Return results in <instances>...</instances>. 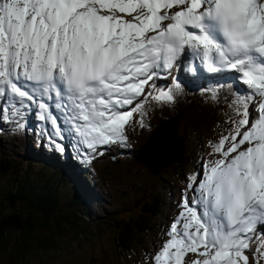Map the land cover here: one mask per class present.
Here are the masks:
<instances>
[{
  "label": "snow or ice",
  "instance_id": "snow-or-ice-1",
  "mask_svg": "<svg viewBox=\"0 0 264 264\" xmlns=\"http://www.w3.org/2000/svg\"><path fill=\"white\" fill-rule=\"evenodd\" d=\"M189 53L210 73H235L248 92L236 90L239 118L213 145L219 158L203 180L194 178L198 188L189 185L194 198H183L170 239L150 259L187 264L196 253L203 259L192 264H249L252 234L264 241V0H0V97L37 104L63 139L47 102L54 100L93 153L126 142L129 118L142 115L137 97L175 101L172 88H145L155 90L150 82L182 68ZM256 95L262 101L253 117ZM49 140L65 151L52 134ZM257 253L264 257V243Z\"/></svg>",
  "mask_w": 264,
  "mask_h": 264
},
{
  "label": "rangeland",
  "instance_id": "rangeland-1",
  "mask_svg": "<svg viewBox=\"0 0 264 264\" xmlns=\"http://www.w3.org/2000/svg\"><path fill=\"white\" fill-rule=\"evenodd\" d=\"M172 11L175 10L173 9ZM117 15L130 18L125 13L117 12ZM219 75H235L233 79L237 82L236 74L217 72L212 74L213 79L210 82L202 81V85L206 86L210 83L216 85L217 82L214 81V78H218ZM174 78L178 79L176 77ZM219 78L221 79V77ZM185 79L190 81L188 78ZM165 80L166 78L160 84H158L157 80H154L153 83L159 89H163L166 87ZM174 83L176 84L175 80ZM203 88L205 87L203 86ZM213 89L214 88H212V92L210 93L196 97L201 99L202 97L209 96L210 99L208 103H215L216 98ZM145 90L151 91L152 88L149 87ZM243 91H247V88L244 87ZM233 93L235 98H237L238 93L234 88ZM141 97H137V101H139ZM196 97L191 101H194ZM179 99L181 103L178 102V106H183V104L190 102L189 100L184 102V97H179ZM261 100L262 98L259 95L254 96L250 102L251 106H249V112H253L257 109ZM231 104L233 109L236 110L237 105L235 103ZM7 106H9V104ZM130 107H134V105L129 106V108ZM215 108H217V110L219 109L218 107ZM17 112L19 115L16 114ZM158 112L159 110L157 108L149 106L147 114L149 118L153 120L149 122L145 120L143 124H141V120H139L138 112L133 113V116L129 118L124 128V135L128 139V141L124 143V148L122 147L123 143L110 144L98 149L97 153H93L84 145L79 144V137L76 136L72 129L71 131L63 129L62 135L67 138V145H64L65 151L61 153L55 148V145L49 140L47 135L49 136V134H52L53 140L57 143H61L63 139L55 136L54 130L49 127V125H43L39 110L31 109L27 110V112H23V109L17 107L16 104H12L8 111H5L3 106L0 107V155L2 157L21 160L25 172L33 177L39 171L48 175L57 165L68 168L65 165V153L69 160L68 165L73 164L77 168V170L70 169L72 176L77 174L79 176V181L86 183L85 185L98 195L97 197L93 196L90 198L93 193L89 191L88 199L83 202L84 207L81 205L76 206L75 209L80 210V212L84 214L72 216L65 211L62 213L66 214L68 219H76V217L79 216L81 221L88 224V228L83 232L80 239H72L73 231L70 230L72 225L69 224V222H63L61 229V233L63 234L60 239V245L64 246L62 250L56 254H53L51 250L46 254H49V256L44 259H41L45 256L43 254L35 255L31 257L30 264H85L89 257L96 256L100 250L111 248V241L114 235L111 231V225L115 221L122 217L134 215L137 211L136 207L140 202V197L151 198L152 193L159 191L162 193L163 201L160 207L161 212L157 219V225H152L151 230L146 235L139 238V249L141 252L138 253L134 262L131 263L152 264L150 257L159 252L163 244L170 239L168 232L172 223L175 221V214H179L184 210L182 207V200L186 197L190 189L189 185L192 184L194 187L198 185V180L194 182V178H196L194 177V173L196 172L197 174H203L205 176L207 165H209L212 160L219 158V154L214 152L212 144L201 134L192 133L190 134L191 138H186L187 140H184L180 133V126L175 122L174 133L181 137L178 138L175 136V142L181 144L182 140V152L191 155L189 163L178 176L167 177L162 171L149 170L142 163L148 157L146 156L147 153L143 154L145 146L143 143L148 137L156 133V127L162 120L161 118L158 119ZM173 114L175 118H169V115L172 116ZM173 114L167 111L165 114L160 113L161 116H165L163 118H166L163 123L171 124L173 127V121L178 115L175 109L173 110ZM151 122L153 123L150 128ZM20 124H23V127H19L18 125ZM231 125L233 128L234 125L232 123ZM160 132L153 137H158V148L161 150L162 146L165 147L164 140H173L167 139L164 135L159 136ZM204 134L206 135V133ZM140 140L139 150L142 151L137 159L126 158V155L132 153L137 154L139 150L136 152L135 150ZM126 148L127 150L131 149L132 152H128ZM99 152L103 154L100 155L98 154ZM85 153H87V155H85ZM77 165H79V167H77ZM155 166H157V163H155ZM86 179L88 181H86ZM6 181L7 174H0V189L5 186ZM74 188V185H71L70 182L60 187V191L63 194L61 196V201L70 197ZM3 202L4 201L0 199V206ZM133 204H135V206ZM61 208L64 209V205H61ZM257 247L254 249L253 246L251 254L247 255L249 264H264V257H259L258 259ZM50 256H52V258ZM91 264H98V260H94Z\"/></svg>",
  "mask_w": 264,
  "mask_h": 264
},
{
  "label": "trees",
  "instance_id": "trees-1",
  "mask_svg": "<svg viewBox=\"0 0 264 264\" xmlns=\"http://www.w3.org/2000/svg\"><path fill=\"white\" fill-rule=\"evenodd\" d=\"M213 88L215 103H208L209 96L200 99L196 96L202 94L193 93L184 88L176 90L175 101L172 103L143 97L139 100L144 104L142 115L141 112L137 113L139 120L148 122L153 120L147 114L149 106L157 108L162 114H165L166 110L173 114L175 109L178 113L175 122L179 124L184 140L191 138L192 133H199L213 146L232 129L231 121L239 118L231 104L235 99L232 84L230 82L221 83ZM179 97H184V102L188 100L190 102L182 103L184 107L178 106ZM194 97L196 99L191 101ZM159 112L158 119H162L161 123L166 118H163L165 116H161ZM172 117L174 114L169 115V118ZM176 137L179 138V136ZM141 151L137 154L126 155V158L135 160ZM190 159V154L181 151L174 160L160 167V171L167 177L178 176ZM145 166L148 168L147 165ZM55 167L48 175L39 171L32 177L25 172L21 160L0 155V174H7L6 184L0 189V199L4 201L0 206V264H30L31 257L35 255L43 254L45 256L41 259H44L49 256L46 254L51 250L53 254L59 253L64 247L60 245L63 222H69L72 225L70 230L73 231L72 239L75 240L80 239L88 228V224L81 221L79 216L76 219H68L66 214H62L63 211L72 216L84 214L75 208L78 205L83 206L86 199L83 191L75 186L71 172L61 165ZM72 169L75 170L73 167ZM67 182L75 188L70 197L61 201L63 194L60 187ZM151 196V198L140 197L134 215L119 218L111 225V231L114 234L111 248L100 250L96 256L89 257L85 264H91L94 260H98V264H131L134 262L138 253L141 252L139 238L146 235L152 225H157V219L160 216L162 193L155 191ZM61 205L65 208H61Z\"/></svg>",
  "mask_w": 264,
  "mask_h": 264
},
{
  "label": "bare ground",
  "instance_id": "bare-ground-1",
  "mask_svg": "<svg viewBox=\"0 0 264 264\" xmlns=\"http://www.w3.org/2000/svg\"><path fill=\"white\" fill-rule=\"evenodd\" d=\"M174 10H178V9H174ZM187 75H188V79L190 81L185 80V79H180V78L175 79L174 78L175 76L173 74H171L165 80L168 83V85H167V87L164 90H168L169 88L176 89L174 80L176 81V83H179V85L182 88L187 89L189 91H192L193 93H200L202 95H203V93H210L212 91V88L215 86L214 83H210L209 85H206V86L202 85V81L203 82H210L213 79L212 73H210L208 71L198 70L196 72H188ZM161 77H162V74H160V77L158 78V80L162 81L163 78H161ZM229 82L232 84V86H233L235 91L237 89L241 93L248 92V89H247V91H243L244 87L247 88V86L236 82L234 79H231ZM150 83H153V82H150ZM191 83H193V84H191ZM203 86L205 88H203ZM148 88L149 87L146 86L145 89H148ZM158 90H159V88L156 86V89L155 90L152 89L151 91H158ZM235 100H236V98L234 99V101ZM50 102L52 103V105H54L53 100L50 101ZM13 105H15V104H13ZM16 106L18 107L19 105H16ZM143 106H144V104H143ZM249 106H251V104H249ZM31 109H34V107H32L31 105H29V106L27 105V106H25L23 112H27V110H31ZM50 110H51V113L57 118L60 129H62V124H61L62 118H61V115H60L59 111L54 110V109H50ZM124 110H128V109L125 108ZM166 111L169 112V110H166ZM171 113L172 112H170V114ZM250 114L252 115V113H250ZM173 118H175V117H173ZM163 121L159 124L158 127H156V129H157V130L155 129L156 133L152 134V136L148 137L147 140L145 141L146 143L144 142L145 144L143 143L145 145L143 154L147 153L146 156H148L143 161V163H145V165H147L148 168H150L152 170H157V171H160L161 170L160 167L164 166V164H166L168 161L174 160L180 154V152L182 151V140H181V144H178V143L175 142V135H174L175 133H174V131H175V121H176V119H174V121H173V127L171 126V124L163 123ZM152 123L153 122H151V124H150V128L152 126ZM47 125H49V127H51L54 130L53 125L51 124L50 121L47 122ZM69 126H70V128H72L71 123H69ZM161 130H163V131H161ZM171 130H172V134H171ZM158 132H160L159 136L160 135L161 136L164 135L167 139H172L173 140V141L164 140L165 141V147L162 146L161 150L158 148V137L157 138L153 137ZM47 137H49V136L47 135ZM127 141H128V139L126 140V142ZM61 143L63 145H65V146L67 145V138L65 136H64L63 140L61 141ZM139 143H141V140L137 143L136 151H138L140 149ZM163 145H164V143H163ZM122 147L124 148V143L122 144ZM153 148H155V149H153ZM179 148H180V150H179ZM126 150H127V148H126ZM127 151L128 152H132L131 149L127 150ZM155 163H157V166H155ZM76 164H78V163H76ZM80 174H81V172H80ZM202 176L203 175L200 174V177H202ZM87 179H86V181H88ZM90 191L93 193V195H91L90 198L93 197V196L94 197L98 196V195H96V192H93L92 190H90ZM178 215L179 214H177V213L175 214V218H174L175 220L178 218ZM252 235H253V239L250 242L249 249L245 250V254L246 255L251 254V249H252L253 246H254V249H255V247H257L258 244L264 243V241H261L259 239V234L258 233H253Z\"/></svg>",
  "mask_w": 264,
  "mask_h": 264
}]
</instances>
